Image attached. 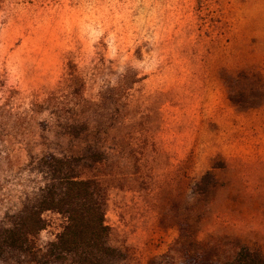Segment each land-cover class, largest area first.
I'll return each instance as SVG.
<instances>
[{"label":"rangeland","instance_id":"1","mask_svg":"<svg viewBox=\"0 0 264 264\" xmlns=\"http://www.w3.org/2000/svg\"><path fill=\"white\" fill-rule=\"evenodd\" d=\"M242 70L264 78V0H0V264H45L65 224L45 212L29 255L2 235L46 155L102 186L113 264L264 253V97L231 99Z\"/></svg>","mask_w":264,"mask_h":264},{"label":"trees","instance_id":"2","mask_svg":"<svg viewBox=\"0 0 264 264\" xmlns=\"http://www.w3.org/2000/svg\"><path fill=\"white\" fill-rule=\"evenodd\" d=\"M242 80L247 81L242 83ZM260 81L264 97V78L250 71H240L232 77L231 84L240 85L231 94L235 103L242 101V90L251 88ZM251 82V83H250ZM76 135L79 130H76ZM44 185L34 204L27 206L3 230V238L8 245L21 249L22 255H29L35 249L33 238L47 226L45 212H54L65 219L56 240L43 250L45 264L53 261L69 264H113L123 258L119 248L109 242L111 228L106 221V197L100 183L95 179H85L78 171L79 164L71 158L46 155L41 158ZM213 179L207 172L195 184V191L208 195ZM187 236L185 237V239ZM197 264H264V253L242 247L232 258L221 261L200 259Z\"/></svg>","mask_w":264,"mask_h":264}]
</instances>
